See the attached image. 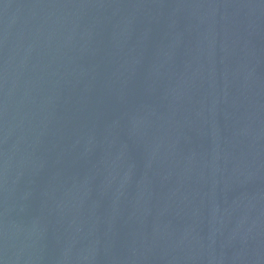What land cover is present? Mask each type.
I'll return each instance as SVG.
<instances>
[{
    "label": "water",
    "instance_id": "obj_1",
    "mask_svg": "<svg viewBox=\"0 0 264 264\" xmlns=\"http://www.w3.org/2000/svg\"><path fill=\"white\" fill-rule=\"evenodd\" d=\"M0 264H264V0H0Z\"/></svg>",
    "mask_w": 264,
    "mask_h": 264
}]
</instances>
